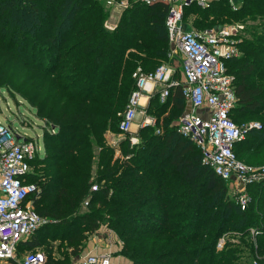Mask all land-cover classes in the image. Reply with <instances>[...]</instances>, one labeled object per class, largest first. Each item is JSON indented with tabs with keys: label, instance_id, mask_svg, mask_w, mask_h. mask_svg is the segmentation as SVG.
<instances>
[{
	"label": "trees",
	"instance_id": "16d2710c",
	"mask_svg": "<svg viewBox=\"0 0 264 264\" xmlns=\"http://www.w3.org/2000/svg\"><path fill=\"white\" fill-rule=\"evenodd\" d=\"M236 1V10L228 0L205 8L193 3L184 16L197 17L200 30L253 23L236 37L241 55L226 65L237 95L231 116L239 125L262 126L249 131L235 152L248 166L260 167L264 0ZM168 9L132 1L109 29L101 0H0V89L23 96L51 127L31 178L37 185L32 207L49 223L22 241L18 254L67 236L74 252L57 263L49 256L46 264H70L80 254L78 244L103 222L127 242L124 253L132 264H264V182L248 187L252 201L242 210L236 193L231 197L234 184L204 165L199 147L179 134L187 107L181 88L163 102L159 91L150 98L147 112L158 127L135 134L119 129L136 87L134 72L153 73L171 59ZM108 134L126 135L123 159ZM76 225L82 228L73 232Z\"/></svg>",
	"mask_w": 264,
	"mask_h": 264
},
{
	"label": "built area",
	"instance_id": "2783aa9c",
	"mask_svg": "<svg viewBox=\"0 0 264 264\" xmlns=\"http://www.w3.org/2000/svg\"><path fill=\"white\" fill-rule=\"evenodd\" d=\"M145 5L166 4V26L172 47L183 56L184 82L174 79V69L162 64L153 73L138 68L133 78L136 87L119 124L123 133L135 134L134 126L147 112L141 100L146 93L160 91L162 101L167 100L173 88H181L187 107L178 121V132L196 144L202 153V162L225 182L234 184L236 198L242 210L252 201L248 187L264 182V166L252 167L240 161L235 152L238 142L259 122L237 124L231 116L237 106L235 76L227 68V61L241 55L236 37L237 28L221 25L206 29H185L184 11L193 3L209 7L214 0H137ZM234 10L236 0H228ZM108 7L126 8L127 2L107 0ZM187 24V23H186ZM154 119L145 120L140 128L152 125ZM132 145L138 139H131ZM38 141L26 139L10 124L0 122V264L16 260L22 241L35 235L49 222L32 207L31 198L37 185L31 181L35 173L34 161L41 154ZM96 189V187H94ZM88 202L84 206H87ZM225 239L217 244L222 250ZM109 254H88L75 264H113ZM47 256L40 250L28 252L20 264H46ZM254 264H259L254 262Z\"/></svg>",
	"mask_w": 264,
	"mask_h": 264
},
{
	"label": "rangeland",
	"instance_id": "374dc122",
	"mask_svg": "<svg viewBox=\"0 0 264 264\" xmlns=\"http://www.w3.org/2000/svg\"><path fill=\"white\" fill-rule=\"evenodd\" d=\"M105 3L107 0H101ZM116 1H124L127 2V7L131 4L132 1L136 0H116ZM231 5V4H230ZM126 7V8H127ZM125 8V9H126ZM124 8L119 7H108L109 17L106 22V26L109 29H114L119 24L120 18L125 11ZM195 18L191 16L186 20L185 27H189V29H199L195 27L194 21ZM253 23L250 22L248 25L243 24L241 22L228 24L229 26H233L238 30V36L245 35L249 26ZM182 59L183 56L180 52L176 51L172 54L171 59L166 64H169L173 68H175L178 72L182 66ZM153 118V117H152ZM155 121L150 126L156 125V119L153 118ZM256 120H260L257 118ZM0 122L5 124H10L14 130H17L22 137L26 139L36 140L39 142L41 146L42 153L44 152V145H43V133L45 130H50L51 127L48 126L43 120L37 117L35 110L31 107L28 101L19 94H14V92H10L7 89H0ZM176 123V122H175ZM157 126V125H156ZM158 127V126H157ZM140 129V127H139ZM138 129V131H139ZM161 130V128H159ZM159 130V131H160ZM162 131V130H161ZM109 144L114 147L118 148L116 155H121L123 159L122 150L126 149V145L124 147L120 146L126 140V135L124 134H108L107 135ZM120 146V147H119ZM247 157V156H246ZM234 193H236L235 189L231 192V197H234ZM87 209L85 206L81 207L80 213H85ZM51 223H53L51 221ZM82 228L81 225H76L72 228L73 232L78 229ZM59 238V237H58ZM67 236H64L63 239H51L44 242L40 251L45 252L47 258L49 256H53L55 258V263H57L58 259L66 258L68 254L74 252V248L68 247ZM127 242H124L118 234L109 228L108 223H103L99 225L97 231L88 233L87 239L84 243H79L80 246V254L76 257H71L70 264H75L77 260L81 259L82 257L88 254H109L112 256L113 264H132L131 260L126 256L127 254L124 253V246ZM77 244V243H76ZM24 253L18 254L16 260L18 264H20L21 259L24 257ZM5 264H12L11 262H7Z\"/></svg>",
	"mask_w": 264,
	"mask_h": 264
},
{
	"label": "crops",
	"instance_id": "0c3cea01",
	"mask_svg": "<svg viewBox=\"0 0 264 264\" xmlns=\"http://www.w3.org/2000/svg\"><path fill=\"white\" fill-rule=\"evenodd\" d=\"M185 29H186V30H190L189 27H185ZM181 63H182V62H181ZM173 69H174V71H175V73H174V79H175V80H178V81H180V82L183 83V82H184V76H183V68H182V66H181V69L179 70V72H178L175 68H173ZM150 91H151V90H150ZM150 91H149V93H146L145 97H143L142 100H141V104H142L143 107H145L146 112L148 111L150 98H151L156 92H158L159 90H155V92H150ZM159 92H160V91H159ZM160 97H161V95H160ZM161 101H162V99H161ZM162 102H163V101H162ZM151 118H152V117L148 115V112H147V116H146V117H144V118L139 117L138 120H137V122H136V124H135V126H134V131L137 130V129L140 127V125H141L145 120H149V119H151ZM39 250H41V249H39Z\"/></svg>",
	"mask_w": 264,
	"mask_h": 264
}]
</instances>
